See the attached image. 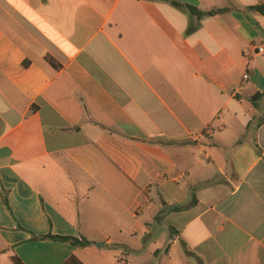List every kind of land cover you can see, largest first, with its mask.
I'll use <instances>...</instances> for the list:
<instances>
[{
    "label": "crops",
    "instance_id": "obj_1",
    "mask_svg": "<svg viewBox=\"0 0 264 264\" xmlns=\"http://www.w3.org/2000/svg\"><path fill=\"white\" fill-rule=\"evenodd\" d=\"M176 1L0 0V264H264V0Z\"/></svg>",
    "mask_w": 264,
    "mask_h": 264
},
{
    "label": "trees",
    "instance_id": "obj_2",
    "mask_svg": "<svg viewBox=\"0 0 264 264\" xmlns=\"http://www.w3.org/2000/svg\"><path fill=\"white\" fill-rule=\"evenodd\" d=\"M167 1H169L175 7L181 8V9L187 11L188 13H190L192 15H195L197 18H200V19L204 18V17H207V16H214V15H217V14H220V13H223V12L227 11L226 9L202 11V10L198 9L197 7H195V6L188 5V4H183V3H180V2H178L176 0H167ZM250 9L254 10L256 12H259L261 15L264 16V4H260V5L251 7ZM263 97H264V94H262V95L258 94L254 98H252V102L255 103V101L257 99H260V98H263ZM5 202L8 204V199L7 198H5ZM47 238H53V239L61 240V241H71L74 245H77V246H80V247H86V246L90 245V242L88 240H86V239L79 240V239L72 238V237H55V236H48Z\"/></svg>",
    "mask_w": 264,
    "mask_h": 264
},
{
    "label": "built area",
    "instance_id": "obj_3",
    "mask_svg": "<svg viewBox=\"0 0 264 264\" xmlns=\"http://www.w3.org/2000/svg\"><path fill=\"white\" fill-rule=\"evenodd\" d=\"M257 53L258 54H263L264 53V45H261L257 48ZM250 78V74L249 73H245L243 76L244 80H248Z\"/></svg>",
    "mask_w": 264,
    "mask_h": 264
}]
</instances>
